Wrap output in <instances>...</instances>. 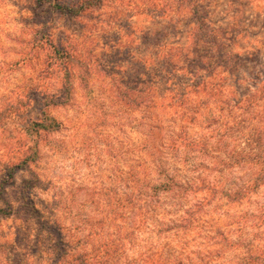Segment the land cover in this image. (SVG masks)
<instances>
[{
	"label": "rangeland",
	"instance_id": "obj_1",
	"mask_svg": "<svg viewBox=\"0 0 264 264\" xmlns=\"http://www.w3.org/2000/svg\"><path fill=\"white\" fill-rule=\"evenodd\" d=\"M100 1L98 8L74 18L51 14L48 2L38 7L36 0H0V208L6 203L14 209L0 219V264L57 262L53 236L24 213L23 181L35 185L26 193L40 220L62 228L71 253L93 254L112 244L118 247L115 264H260L264 186L236 203L211 202L189 231L179 233L160 229L176 223L194 203L203 204L204 197L206 202V193L160 194L150 200L151 190L145 189L150 175L155 180L185 174L180 157L171 159L155 151L159 145L150 147L152 139L161 144L183 124L184 95L201 121L219 109L198 105L206 97L191 94L196 82H215L213 90L226 95L229 108L241 101L245 115L232 107V116L242 117L246 135L260 132V119L252 123L249 118L260 116L264 0H197L202 26L190 23L192 10L189 14L169 0ZM193 31L213 39L205 43L199 35L192 45ZM43 33L74 55L73 97L66 107L47 110L60 123L58 132L32 136L28 128L40 118L44 98L62 96L63 75L48 69L49 52L36 46V35ZM173 49L181 54L172 60ZM133 100L140 101L138 107ZM36 144L38 162L15 170L10 179L9 168ZM247 168L228 169L222 176L210 172L207 178L214 182L224 176L239 186L255 177ZM133 179L144 189L146 213L140 219L124 202L135 193Z\"/></svg>",
	"mask_w": 264,
	"mask_h": 264
},
{
	"label": "trees",
	"instance_id": "obj_2",
	"mask_svg": "<svg viewBox=\"0 0 264 264\" xmlns=\"http://www.w3.org/2000/svg\"><path fill=\"white\" fill-rule=\"evenodd\" d=\"M197 0H169L171 3H176L183 6L193 12L194 17L191 19L190 23L194 26H202L199 22V16L197 15L196 9H199L196 4ZM46 2L49 3V10L52 13H61L68 15L70 17H80L83 13H86L92 9H96L100 6V0H78L77 2L66 5L63 3H56V0L46 1V0H36V5L42 7ZM190 14V13H189ZM210 34V33H209ZM199 35L201 39H204L205 43L210 38L211 35H205L202 32L198 33L193 31L192 33V42L194 45L195 42L199 40ZM38 42L36 46L42 47L43 49L49 52L47 67L50 70L57 71L63 75L62 78V96L59 98L51 99L49 96L44 98V109L41 110L40 118L33 122L28 128V134L32 136H38L41 133H56L60 130V123L56 121L51 115L47 113V110L50 108L57 107H66L70 104L73 97V84H72V68L74 64V55L70 54L66 48L58 47L52 39L46 34H37L35 37ZM170 56V59L173 60V57H178L181 53L179 49H173ZM193 60L190 61L191 65ZM215 80V78H214ZM218 85V84H217ZM190 90L193 92L191 94H205V101L197 100L198 105L202 104V107H207L210 103L218 105L215 114H210L208 119L199 120L198 110H192L191 104L193 102L187 101V97H183V113L182 117L183 124L171 132L165 141L162 143H157V139L154 140V143L150 145L153 148V145H159L155 148V151L161 152L164 151L166 157L175 159L180 157L181 161L184 162L185 174L179 175H159L157 179L154 180V175L147 185L151 190L149 195L150 200L156 198L158 195L163 194H178L184 195L186 193H201L205 192L207 195L206 202L204 197L202 202L194 203L188 209L184 211V215L172 224L170 227L163 229L161 227L160 232L168 233L173 231L174 233L186 232L189 231L192 226L197 222L198 215H200L203 210L206 209L207 205L211 202H225V205L230 203H236L242 200L247 199L252 194H254L260 187L264 186V77H260V90L257 91L260 94V116H252L255 112V104L252 103V114L249 120L253 123L260 119V132L253 129L251 135H246L243 131L246 126L242 117L234 118L232 107H238L240 114L245 115L239 106H241V101L239 103H233L229 108L230 103L225 102L224 99L226 95L223 92L218 91L215 87V82L212 83L208 81L196 82ZM209 88L211 90H209ZM141 91H138V93ZM188 96V93H186ZM174 100V99H172ZM134 106L139 105L140 101L133 100ZM136 102V103H135ZM182 102V100H181ZM238 102V101H237ZM138 104V105H137ZM12 106V105H11ZM199 108H202L198 106ZM203 108V109H204ZM200 109V110H203ZM7 110V112H6ZM6 116L8 114V109H6ZM10 111V109H9ZM10 114V113H9ZM3 116H1L2 118ZM238 120L239 122L235 123L234 121ZM233 126L235 127H232ZM202 129V132L191 133L192 129L196 128ZM153 136V133L152 135ZM233 138V144L232 139ZM243 145V146H242ZM237 149V150H236ZM161 150V151H160ZM29 156L24 158L21 163L12 166L9 168L8 177L11 179L13 172L15 170H23L27 165L36 164L39 160V153L37 144L31 150ZM206 160V165L203 167V162ZM200 161V163H199ZM248 166L247 169L253 171L254 179L233 184L224 179L223 177H218L214 182H211L207 178V174L210 172H215L220 174V176L225 175V171L228 169H242L243 167ZM203 167V168H202ZM162 170H159V173ZM197 173L196 177L191 178L188 176L190 172ZM188 172V174H187ZM24 188L22 190V199L24 202V213L36 220V223L40 225L46 232H48L54 238V245L52 248L53 255L55 254L56 264H115L116 257L114 252L117 251L118 247L113 246L112 244H104L100 246V249L95 251V253H71L69 251V245L65 237L63 236L62 228H58L56 225H51L48 222L42 221L39 218V211L36 209L34 202L31 199V196L28 195L27 190L34 188L35 185H32L31 181H23L22 183ZM132 184L134 185L135 193L131 194L129 199L124 200L126 204H129L130 207L133 206L135 212L133 216L137 219L142 218V212H145V207L142 204V192L144 189L142 185L139 184V181L133 179ZM226 184H230L229 187ZM237 186V187H235ZM0 197L2 192H4L2 187H0ZM142 195V197H141ZM148 197V195H147ZM227 203V204H226ZM125 209V206L119 207ZM261 215H264V206L260 208ZM148 212V211H147ZM153 212V210H151ZM14 214V209L11 205L5 203V207L0 208V219L8 218ZM126 216V214H125ZM165 226V225H163ZM108 247L109 249L105 252L102 248ZM101 252V253H98ZM256 257H253L255 259ZM169 260V257H168ZM260 264H264V251L260 254V259L256 258Z\"/></svg>",
	"mask_w": 264,
	"mask_h": 264
}]
</instances>
